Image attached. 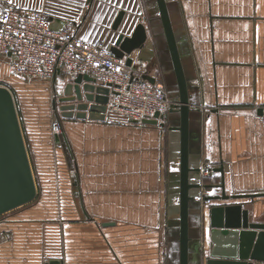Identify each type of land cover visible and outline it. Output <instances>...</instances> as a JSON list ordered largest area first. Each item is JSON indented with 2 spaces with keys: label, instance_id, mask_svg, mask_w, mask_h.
I'll return each instance as SVG.
<instances>
[{
  "label": "crops",
  "instance_id": "0c3cea01",
  "mask_svg": "<svg viewBox=\"0 0 264 264\" xmlns=\"http://www.w3.org/2000/svg\"><path fill=\"white\" fill-rule=\"evenodd\" d=\"M8 1L47 12L58 28L62 21L77 23L79 38L104 42L108 48L120 34L129 36L144 23L149 37L130 55L132 66L163 82L167 93L175 90L171 62L163 64L151 36L149 19L157 16L152 1ZM171 1H176L172 19L184 33L200 104L208 110L206 116L201 113L198 127L200 158L195 162L202 167L201 182L210 163L212 168L223 167L228 195L264 193V0ZM120 12L124 17L114 29ZM0 58V81L6 87L17 79L11 76L10 59ZM68 81L62 69L56 91L63 92ZM23 116L31 149L51 161L56 155L62 167L52 170L57 183L44 187L40 200L37 196L32 201L33 209L1 215L0 264H170L178 249L169 227L174 172L170 156L177 152L167 127L128 123L108 109L105 120L62 119L59 144L49 138L50 116L37 109ZM221 182V173L211 171L205 183ZM208 188L210 196L222 195L220 187ZM212 202L210 207L242 204L250 211V221L264 220V197ZM56 206L61 216H48L51 223L45 227L39 213H52ZM205 214L202 248L208 254L211 228ZM55 227L61 229L59 237Z\"/></svg>",
  "mask_w": 264,
  "mask_h": 264
},
{
  "label": "water",
  "instance_id": "95a60500",
  "mask_svg": "<svg viewBox=\"0 0 264 264\" xmlns=\"http://www.w3.org/2000/svg\"><path fill=\"white\" fill-rule=\"evenodd\" d=\"M149 1V0H148ZM155 8L149 19L151 36L155 40L163 64L171 62L175 77L168 92L170 108L166 115L155 114L153 119L143 121L145 125L167 127L171 147V201L169 227L176 235L178 249L170 264H264V220L250 221V211L242 204H227L210 208L209 253L202 248V167L195 159L200 158L198 127L202 106L198 97V86L186 60L185 37L182 30L174 26L172 11L176 1L150 0ZM152 14V13H151ZM124 13L120 12L113 25L118 29ZM52 19V18H51ZM53 20V19H52ZM64 26L66 21H62ZM61 25V26H62ZM52 23V28L61 30ZM149 37L147 26L140 22L129 36L120 34L110 51L125 63L132 65L130 55L144 46ZM167 56V57H166ZM144 78L156 80L147 73ZM56 91V90H55ZM62 96L55 95L52 108L56 119L105 120L111 98L109 86L98 85L90 75L79 74L69 80ZM264 114V111L260 112ZM132 123L135 121L132 120ZM56 142L61 143L60 136ZM221 173L222 182L208 187H220L222 195L206 197V200H237L264 197V193L228 195L224 182V169L210 168ZM37 187L23 135L14 96L9 88L0 86V216L32 202ZM50 264H61L53 260Z\"/></svg>",
  "mask_w": 264,
  "mask_h": 264
},
{
  "label": "built area",
  "instance_id": "2783aa9c",
  "mask_svg": "<svg viewBox=\"0 0 264 264\" xmlns=\"http://www.w3.org/2000/svg\"><path fill=\"white\" fill-rule=\"evenodd\" d=\"M0 57L10 59L14 79L49 83L54 91L62 69L69 80L90 75L96 84L110 87L108 109L128 123L145 125L144 120L157 113L166 115L170 108L165 84L145 79L146 69L127 65L104 42L82 40L77 36V23L66 22L55 30L47 12L17 7L8 0H0ZM51 133L54 138L61 134L56 118Z\"/></svg>",
  "mask_w": 264,
  "mask_h": 264
},
{
  "label": "rangeland",
  "instance_id": "374dc122",
  "mask_svg": "<svg viewBox=\"0 0 264 264\" xmlns=\"http://www.w3.org/2000/svg\"><path fill=\"white\" fill-rule=\"evenodd\" d=\"M13 81H14L13 83L6 85V87L10 89V91L12 92L14 99H15V103H16V107H17L22 131H23V135L25 138V142H26V146H27V150H28V154H29V158H30V162H31V166H32V171H33L35 182H36V187H37L36 198L38 196L39 197L38 199L40 200V197H41V194H42L44 187H51L53 183H57V180H56L57 178L54 177L52 170H54V169L56 170V169L60 168V166L62 167V165H60L61 162H57V156L54 155V148L53 147H52L53 152L51 151V154L54 155V158L52 157V161H51V158H48V156L42 154L41 152L36 154L31 149V144L27 138V133L25 132V129L23 127V118H24L23 113L25 112L27 114H29V113L33 114L36 111V109L42 110L44 114L48 115L47 117L50 116L49 119L52 122V120H53L52 116L54 113L53 112L54 110L52 109V100L55 97L56 93H57V95L60 94V96H62L63 93L54 91L53 85H51L49 83H43V82L27 83V82H24L22 80L21 81L20 80H17V81L13 80ZM0 86H5V83H3V81H0ZM207 111L208 110L206 109V107L203 106L202 112L204 113L205 116H206L205 113H207ZM49 138L52 140L55 139L53 137L52 133H50ZM64 151L66 152V155L64 153V155H65L64 157L65 158L67 157L66 160H68V154H67L66 149H64ZM58 160L60 161L59 158H58ZM209 164H206L204 166V173L207 176H205L206 178H204V180L202 182L203 188L201 189L202 210H203V212L206 213L205 214L206 220H207V217H209V219H210V208H211L210 206L213 204L212 201L210 202V201L206 200V197L210 196V188H208V186H206L208 184L205 183V182H210V172H211L210 168H212V167H210ZM36 198L34 199L35 201H36ZM33 207H35V203L30 202L28 204H25L21 207L14 209V210H11L10 212L16 213L20 210H24V211L30 210V209H33ZM49 207H50V205H48V203L46 205H44L45 210H46V208H49ZM50 215L51 216L57 215V217L61 216V209H59V207L56 206L52 213H49V212L43 213V214L39 213V216L44 218V222H45L44 224L46 225L45 227H48L49 226L48 223H51V220L47 219L48 216H50ZM55 230H56L55 231L56 236L59 237V235L61 234V229L60 228L58 229L55 227ZM205 237H206V235L204 234V236H203L204 240H205Z\"/></svg>",
  "mask_w": 264,
  "mask_h": 264
},
{
  "label": "snow or ice",
  "instance_id": "6c2138e0",
  "mask_svg": "<svg viewBox=\"0 0 264 264\" xmlns=\"http://www.w3.org/2000/svg\"><path fill=\"white\" fill-rule=\"evenodd\" d=\"M173 171H178V169L174 168Z\"/></svg>",
  "mask_w": 264,
  "mask_h": 264
}]
</instances>
